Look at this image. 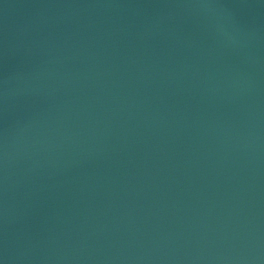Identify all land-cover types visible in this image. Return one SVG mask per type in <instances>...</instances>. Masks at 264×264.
<instances>
[{"label":"water","instance_id":"obj_1","mask_svg":"<svg viewBox=\"0 0 264 264\" xmlns=\"http://www.w3.org/2000/svg\"><path fill=\"white\" fill-rule=\"evenodd\" d=\"M0 264H264V0H0Z\"/></svg>","mask_w":264,"mask_h":264}]
</instances>
